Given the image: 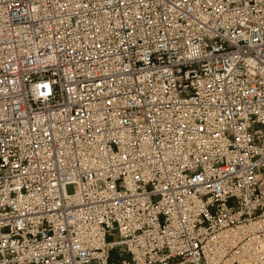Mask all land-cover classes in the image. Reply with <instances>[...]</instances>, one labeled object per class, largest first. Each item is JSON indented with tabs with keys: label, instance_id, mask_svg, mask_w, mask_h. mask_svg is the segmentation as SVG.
<instances>
[{
	"label": "built area",
	"instance_id": "obj_1",
	"mask_svg": "<svg viewBox=\"0 0 264 264\" xmlns=\"http://www.w3.org/2000/svg\"><path fill=\"white\" fill-rule=\"evenodd\" d=\"M0 264H264V0H0Z\"/></svg>",
	"mask_w": 264,
	"mask_h": 264
},
{
	"label": "rangeland",
	"instance_id": "obj_2",
	"mask_svg": "<svg viewBox=\"0 0 264 264\" xmlns=\"http://www.w3.org/2000/svg\"><path fill=\"white\" fill-rule=\"evenodd\" d=\"M68 191L69 192H72L73 191V186L72 185L68 186Z\"/></svg>",
	"mask_w": 264,
	"mask_h": 264
}]
</instances>
